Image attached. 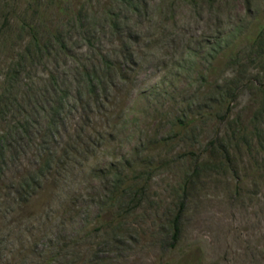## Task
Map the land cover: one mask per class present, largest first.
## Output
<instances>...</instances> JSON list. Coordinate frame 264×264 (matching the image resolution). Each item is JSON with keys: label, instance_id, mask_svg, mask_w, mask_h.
<instances>
[{"label": "rangeland", "instance_id": "374dc122", "mask_svg": "<svg viewBox=\"0 0 264 264\" xmlns=\"http://www.w3.org/2000/svg\"><path fill=\"white\" fill-rule=\"evenodd\" d=\"M49 2L0 0V264H264V0Z\"/></svg>", "mask_w": 264, "mask_h": 264}, {"label": "trees", "instance_id": "16d2710c", "mask_svg": "<svg viewBox=\"0 0 264 264\" xmlns=\"http://www.w3.org/2000/svg\"><path fill=\"white\" fill-rule=\"evenodd\" d=\"M126 1H131V0H126ZM78 2L79 0H76V1L75 0H50L47 8L50 7V4H52V9H54L56 13L70 15L71 13H74L75 11L74 7H76ZM110 9L111 8L109 6V3H107L106 12L109 15L111 14ZM39 14H40L39 16L40 24L38 26H33V25L29 26L30 34H31L29 44L31 43L32 45H35L36 47L47 46V42L46 43L42 42V39L40 38V31L42 30V28H45L44 26H46L45 30H49V33L51 34V36L56 37L57 35V30H54L50 26H47L45 24L47 22L46 18L48 17L49 10L48 9L40 10ZM43 43H45V45ZM259 88L263 95L260 106L264 107V83H262ZM3 97H4L3 95L2 96L0 95V103L3 102ZM1 119L2 118L0 116V126L2 125ZM7 123H9V126L0 127V164L4 161L7 151L11 148L13 138L17 134H19L18 125H16V123H18L17 121L13 125H11L10 121H7ZM70 148L71 146L68 144L65 149L69 150ZM35 156H36V161H35L36 168L35 169L33 168L34 171L30 170L29 173L28 172L26 173V176L22 177L24 179L21 182L22 186H26V185L29 186L30 183H27V182H31V185H32V183L36 181L37 177L46 176V175L48 176L50 174L52 175L53 173H56L59 170V168L60 169L66 168L65 163L61 162L59 158L57 159L55 156L51 154H44L43 152H37ZM178 221L179 219L176 220L175 226H174L175 228L174 239H177L178 237V232H179Z\"/></svg>", "mask_w": 264, "mask_h": 264}]
</instances>
